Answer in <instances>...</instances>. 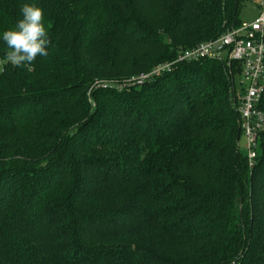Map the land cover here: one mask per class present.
<instances>
[{"label": "trees", "instance_id": "1", "mask_svg": "<svg viewBox=\"0 0 264 264\" xmlns=\"http://www.w3.org/2000/svg\"><path fill=\"white\" fill-rule=\"evenodd\" d=\"M245 2L0 0V34L36 4L52 42L15 67L0 38V264H264V133L250 170L240 66L128 84L239 28Z\"/></svg>", "mask_w": 264, "mask_h": 264}, {"label": "built area", "instance_id": "2", "mask_svg": "<svg viewBox=\"0 0 264 264\" xmlns=\"http://www.w3.org/2000/svg\"><path fill=\"white\" fill-rule=\"evenodd\" d=\"M204 60L240 66L242 80L240 94H237L238 112L246 138L247 162L253 170L259 156L260 136L264 133V112L259 109L264 96V12L256 22L243 23L215 40L182 51L175 62L158 66L152 73L133 77L128 84L142 86L153 76L172 70L178 63ZM3 67L4 62L0 61V72Z\"/></svg>", "mask_w": 264, "mask_h": 264}, {"label": "clouds", "instance_id": "3", "mask_svg": "<svg viewBox=\"0 0 264 264\" xmlns=\"http://www.w3.org/2000/svg\"><path fill=\"white\" fill-rule=\"evenodd\" d=\"M16 25L3 31L0 38L6 43L8 51L4 62L15 67L31 65L37 57H47L51 39L45 27L44 12L36 4H24Z\"/></svg>", "mask_w": 264, "mask_h": 264}, {"label": "rangeland", "instance_id": "4", "mask_svg": "<svg viewBox=\"0 0 264 264\" xmlns=\"http://www.w3.org/2000/svg\"><path fill=\"white\" fill-rule=\"evenodd\" d=\"M263 12H264V0H246L245 4L242 6L240 10V20L242 21V23L252 24L260 18ZM162 65H165V64H161L159 66H162ZM142 74H147V73H142ZM142 74L135 75L133 77L141 76ZM240 80H242L241 77L236 78L235 88L237 89V94H240L239 92L241 88ZM240 147H241L242 153L246 155L247 154L246 138L244 137V135L240 141Z\"/></svg>", "mask_w": 264, "mask_h": 264}]
</instances>
